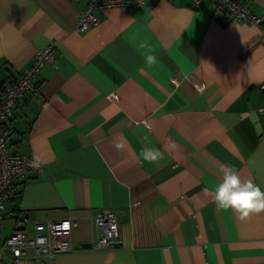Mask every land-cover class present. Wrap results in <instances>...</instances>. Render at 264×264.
Instances as JSON below:
<instances>
[{
	"label": "crops",
	"instance_id": "crops-1",
	"mask_svg": "<svg viewBox=\"0 0 264 264\" xmlns=\"http://www.w3.org/2000/svg\"><path fill=\"white\" fill-rule=\"evenodd\" d=\"M244 1L264 12V0ZM87 2L0 0V85L57 40L37 93L8 122L11 148L42 163L7 202L3 234L21 214L72 216V250L54 264H264V213L240 220L210 192L224 164L264 190L259 28L207 1L150 0L95 10L97 23L77 31ZM145 147L164 158L142 161ZM100 211L117 216L110 248L91 244Z\"/></svg>",
	"mask_w": 264,
	"mask_h": 264
},
{
	"label": "built area",
	"instance_id": "built-area-1",
	"mask_svg": "<svg viewBox=\"0 0 264 264\" xmlns=\"http://www.w3.org/2000/svg\"><path fill=\"white\" fill-rule=\"evenodd\" d=\"M150 0H88L80 11L75 29L83 31L96 24L98 17L95 10L110 7H142ZM195 6L202 2H210L221 8L235 20L253 24L259 28V39L264 42V12L255 13L244 0H191ZM57 40H50L44 47L34 53L30 63L25 66L19 77L13 82L0 85V262L14 264L20 260L25 264H54V258L72 250L71 230L78 225L72 216L58 219L18 218L14 227L6 235L3 234V219L8 215L6 204L19 195V185L34 169L28 162L34 156L21 153L11 148L14 139L13 128L9 119L20 98L37 93L41 68L55 60ZM260 92H264V79L258 84ZM264 113V106L258 109ZM96 234L91 244L96 249L110 248L118 236L117 216L113 211H100L89 216ZM31 225V227H30Z\"/></svg>",
	"mask_w": 264,
	"mask_h": 264
},
{
	"label": "clouds",
	"instance_id": "clouds-1",
	"mask_svg": "<svg viewBox=\"0 0 264 264\" xmlns=\"http://www.w3.org/2000/svg\"><path fill=\"white\" fill-rule=\"evenodd\" d=\"M139 47L143 49L148 45L142 42ZM145 59L149 65L156 63L157 60L155 55H146ZM143 139L147 140L148 137L145 136ZM124 146L123 142L114 144L117 150L123 149ZM169 146L175 148L174 143ZM139 158L144 162L158 163L164 155L160 149L145 147L141 149ZM41 163L40 158L36 156L28 162L34 169H38ZM220 172L222 173L220 182L210 190L213 203L218 210H232L240 220L264 213V190L259 185L251 179H243L232 165H221ZM205 191L208 192L209 189Z\"/></svg>",
	"mask_w": 264,
	"mask_h": 264
},
{
	"label": "water",
	"instance_id": "water-1",
	"mask_svg": "<svg viewBox=\"0 0 264 264\" xmlns=\"http://www.w3.org/2000/svg\"><path fill=\"white\" fill-rule=\"evenodd\" d=\"M23 216H24V214H21V215H20V218H22Z\"/></svg>",
	"mask_w": 264,
	"mask_h": 264
}]
</instances>
